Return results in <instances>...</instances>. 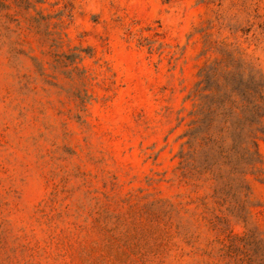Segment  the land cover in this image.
<instances>
[{"label": "rangeland", "instance_id": "obj_1", "mask_svg": "<svg viewBox=\"0 0 264 264\" xmlns=\"http://www.w3.org/2000/svg\"><path fill=\"white\" fill-rule=\"evenodd\" d=\"M31 2L0 10V264H261L264 173L244 218L178 166L205 66L264 74V0Z\"/></svg>", "mask_w": 264, "mask_h": 264}, {"label": "trees", "instance_id": "obj_2", "mask_svg": "<svg viewBox=\"0 0 264 264\" xmlns=\"http://www.w3.org/2000/svg\"><path fill=\"white\" fill-rule=\"evenodd\" d=\"M15 1L23 9L33 6L31 0ZM9 8L7 0H0V10ZM5 17L17 20L14 14ZM233 66L226 71L216 60L203 69L199 109L190 113L189 129L181 136L185 141L178 169L184 178L213 181L214 201L222 204L230 196L236 198L241 208L234 212L245 218L242 212L250 192L246 176L264 173V74L245 59H233ZM255 249L263 252L264 264V244Z\"/></svg>", "mask_w": 264, "mask_h": 264}]
</instances>
